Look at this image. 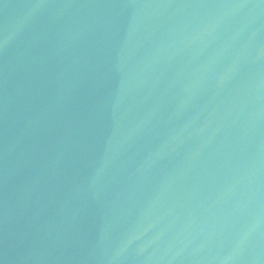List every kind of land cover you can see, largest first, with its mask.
I'll return each instance as SVG.
<instances>
[{"label": "water", "instance_id": "1", "mask_svg": "<svg viewBox=\"0 0 264 264\" xmlns=\"http://www.w3.org/2000/svg\"><path fill=\"white\" fill-rule=\"evenodd\" d=\"M0 264H264V0H0Z\"/></svg>", "mask_w": 264, "mask_h": 264}]
</instances>
